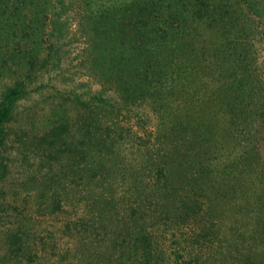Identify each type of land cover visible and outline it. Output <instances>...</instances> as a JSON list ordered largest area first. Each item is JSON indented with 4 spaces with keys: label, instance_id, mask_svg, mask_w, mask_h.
Returning a JSON list of instances; mask_svg holds the SVG:
<instances>
[{
    "label": "trees",
    "instance_id": "1",
    "mask_svg": "<svg viewBox=\"0 0 264 264\" xmlns=\"http://www.w3.org/2000/svg\"><path fill=\"white\" fill-rule=\"evenodd\" d=\"M34 1L0 0V24L19 8L17 15L30 12L34 25L41 11ZM85 5L83 37L92 43L84 52L90 70L100 71L101 88L88 97L60 93L59 104L71 106L60 136L53 134L68 138L78 156L64 181L85 187L72 191L66 181L59 187L57 178L39 196L42 206L6 214L13 218L0 221V264H205L213 256L202 260L199 253L209 244L217 248L215 215L232 190L214 175L243 161L209 158L217 123L229 117L217 114L233 98L255 104L248 78L256 68L253 37L264 30V0ZM32 33L11 46L0 31V74L12 80L0 93V144L16 102L32 92L31 67L40 55L28 43ZM227 110L236 118L240 109ZM138 120L141 126L132 123ZM1 152L0 145V170L7 167Z\"/></svg>",
    "mask_w": 264,
    "mask_h": 264
},
{
    "label": "rangeland",
    "instance_id": "2",
    "mask_svg": "<svg viewBox=\"0 0 264 264\" xmlns=\"http://www.w3.org/2000/svg\"><path fill=\"white\" fill-rule=\"evenodd\" d=\"M85 2L87 0H35L34 4L39 3L41 11L36 12L34 25L30 22L33 16L30 12L23 10L17 15L19 8L11 11L8 19L0 24L1 34L4 40L10 37L11 46L25 43L24 34L33 31L30 42H27L33 49H40V55L31 67L34 76L29 80L32 92L16 102L13 118L6 128L7 139L0 144L2 161L7 165L0 170L1 223L13 218L6 217V214L16 215L26 204L33 208L42 206L39 196L47 192L57 178L59 187L66 181L72 191L80 189L76 185L78 179L65 178L64 181L63 176H72L67 174L69 165L71 162L76 164L78 156L68 138L58 137L65 124L66 109L71 104L60 105L57 97L60 93L69 95L72 93L69 90L88 97L101 88L100 71L90 70L89 57L84 52L92 43V39L83 37L89 26ZM131 19L129 17L128 22ZM34 26L36 30H32ZM253 38L256 68L248 79L256 88L255 104L247 99L242 103L235 102L233 98L229 108L225 109L227 112L218 111L217 114L219 117L228 113L229 117L226 120L220 118L217 123L209 158L213 164L220 162L221 165L237 156L243 161L220 176L214 175L220 183L224 179L225 187L232 190L224 199L220 215H215L218 221L215 224H220L219 229L214 228L217 248L209 244L207 248L203 247L206 254L199 253L202 260L213 256L205 264H264V30ZM10 82L9 77L0 74V93ZM105 92L117 96L113 89L106 88ZM235 105L240 109L236 118L227 110ZM243 111L245 117L239 116ZM132 123L142 124L139 120ZM212 124L211 120L209 129ZM56 132L58 135L54 136ZM216 170L219 169L214 167ZM4 229L0 226V230Z\"/></svg>",
    "mask_w": 264,
    "mask_h": 264
}]
</instances>
